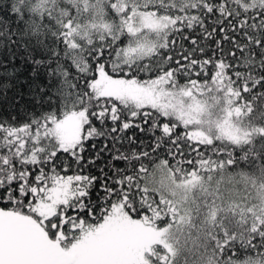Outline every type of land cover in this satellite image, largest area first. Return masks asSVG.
<instances>
[{
  "label": "snow or ice",
  "instance_id": "1",
  "mask_svg": "<svg viewBox=\"0 0 264 264\" xmlns=\"http://www.w3.org/2000/svg\"><path fill=\"white\" fill-rule=\"evenodd\" d=\"M29 68L0 264H264V0H12Z\"/></svg>",
  "mask_w": 264,
  "mask_h": 264
},
{
  "label": "trees",
  "instance_id": "2",
  "mask_svg": "<svg viewBox=\"0 0 264 264\" xmlns=\"http://www.w3.org/2000/svg\"><path fill=\"white\" fill-rule=\"evenodd\" d=\"M12 0H0V15H7ZM19 66V63H17ZM31 69L22 70L11 80H5L11 86L0 89V119L16 118L21 122L25 120L26 113L38 112L39 102L32 97L28 84L25 83L30 76Z\"/></svg>",
  "mask_w": 264,
  "mask_h": 264
}]
</instances>
